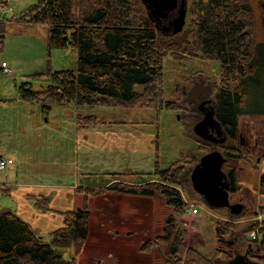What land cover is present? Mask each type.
Segmentation results:
<instances>
[{"label": "rangeland", "instance_id": "obj_1", "mask_svg": "<svg viewBox=\"0 0 264 264\" xmlns=\"http://www.w3.org/2000/svg\"><path fill=\"white\" fill-rule=\"evenodd\" d=\"M36 1L0 0V27L3 18L19 17ZM250 4L257 40L264 41V0H251ZM47 34L48 26L44 24L28 27L7 24L0 37V153L13 155L19 172L16 179L62 188L74 183L76 193L81 195L77 207L86 198L90 213L88 235L84 241L65 248V257L74 264H166L165 245L155 236L161 233L167 217L173 216L185 246L213 258L215 264L223 262L215 256L217 249H230L232 255L249 249L248 257L254 260L256 251L249 239L255 232L244 234V230L264 219V196L257 190L264 175V159L255 167L256 159L264 152V114H245L238 120L244 139L236 142L241 158L235 164L237 189L229 192V202L242 203L240 214H230L227 208L208 207L193 190L189 179L191 168L202 154L212 149L223 154V148L216 145H208L206 151L199 150L197 142L201 139L193 132L198 104L203 99L212 100L216 92L219 62L166 54L164 95L165 99L177 102L176 110L144 108L139 104L115 107L79 105L74 101H24L16 87L29 82L35 90L44 89L50 83L44 74L48 59L52 70L76 69V50L52 48L49 51ZM2 62L9 72L2 70ZM44 105L50 107L47 112L43 111ZM248 106L254 111H264V76L253 90ZM77 115L97 116L96 127L78 128ZM191 159L192 164H188ZM176 160L187 164L184 167L187 186L176 187L186 204L182 212L174 211L159 195L88 194L84 190L117 181L126 184L156 181L141 174L155 167L167 168ZM222 169L227 174L230 169L227 161ZM131 171L138 175H130ZM4 206L13 210L16 203L0 194V209ZM226 223L233 227L229 234L224 233ZM47 234L43 233L45 239ZM147 240L151 245L142 249Z\"/></svg>", "mask_w": 264, "mask_h": 264}, {"label": "trees", "instance_id": "obj_2", "mask_svg": "<svg viewBox=\"0 0 264 264\" xmlns=\"http://www.w3.org/2000/svg\"><path fill=\"white\" fill-rule=\"evenodd\" d=\"M250 1L190 0L182 30L167 37L157 32L140 0H37L19 17L3 18L0 37L7 24L23 27L44 24L48 26L49 51L72 48L77 52L75 70H52L48 59L44 74L50 83L44 89L35 90L29 82L16 87L24 101H74L79 105L115 107L139 104L144 108L176 110L179 108L177 102L165 99L164 95L163 59L166 54L218 61L219 82L212 100L215 117L227 136L226 145L222 147L223 156L230 165L227 177L231 192H235V164L241 158V149L236 144L239 116L264 114V111H254L248 106L253 90L264 76V41L257 40ZM42 108L45 112L50 109L46 105ZM97 122L95 115L76 116V125L80 129L95 128ZM197 148L209 149L202 141L197 142ZM263 159L264 152L256 159L255 167ZM192 162L193 159L187 163ZM185 165L176 160L167 168L155 167L153 171L141 174L156 181L134 184L117 181L84 190L88 194L159 195L174 211L182 212L186 204L176 187L187 186ZM129 174L138 175L132 171ZM257 190L264 196V175L260 177ZM9 192V188L0 186L1 195L9 196ZM26 198L37 211L51 210L50 199L45 195H27ZM59 213L61 225L49 231L45 239L15 210H1L0 264H74L72 259L65 257L64 250L74 242L84 241L88 235L90 213L86 198L83 197L81 207ZM232 228L231 223H226L224 233L229 234ZM248 232H255L249 239L256 251L253 261L264 264V219L248 226L244 234ZM155 239L165 245L166 264H215L213 258L185 246L173 216L167 217ZM150 245L147 240L142 249ZM230 251L217 249L215 256L221 257V264H224L233 256Z\"/></svg>", "mask_w": 264, "mask_h": 264}, {"label": "water", "instance_id": "obj_3", "mask_svg": "<svg viewBox=\"0 0 264 264\" xmlns=\"http://www.w3.org/2000/svg\"><path fill=\"white\" fill-rule=\"evenodd\" d=\"M146 9V14L151 21L164 18L174 5L175 0H140ZM187 3L182 4L179 14L169 26H161L155 22V28L162 35H174L180 32L186 21ZM173 25L171 28L170 25ZM214 110L211 109L206 118L197 122L193 126V132L202 140H211L216 144L225 141L221 124L213 117ZM214 130L212 135L210 129ZM226 157L217 150L212 149L202 154L199 160L190 170L189 179L193 190L199 194L204 203L210 208H227L230 214L238 215L243 210V205L239 202H229V192H231L227 174L223 171V164ZM224 264H259L248 257V253H235L232 258Z\"/></svg>", "mask_w": 264, "mask_h": 264}, {"label": "crops", "instance_id": "obj_4", "mask_svg": "<svg viewBox=\"0 0 264 264\" xmlns=\"http://www.w3.org/2000/svg\"><path fill=\"white\" fill-rule=\"evenodd\" d=\"M0 157H7L12 161L9 166L10 168L0 177V186L9 188V197L16 203V208L13 210H15L23 220L29 223L35 233L43 235V233L49 232L60 226L62 217L59 215V212L79 206L81 195L76 193L77 191L75 190L76 187L74 183L62 188L56 184L35 183L20 178L16 179L19 172L17 171L18 167L14 166L16 163L13 155L10 153H0ZM27 195H45L49 197L51 210L47 212L35 210L31 202L27 200ZM62 201L67 204L65 207H59L60 205L56 204V202L63 203ZM3 209L11 208L4 206L0 211Z\"/></svg>", "mask_w": 264, "mask_h": 264}, {"label": "flooded vegetation", "instance_id": "obj_5", "mask_svg": "<svg viewBox=\"0 0 264 264\" xmlns=\"http://www.w3.org/2000/svg\"><path fill=\"white\" fill-rule=\"evenodd\" d=\"M184 1H186V3H188L187 0H175V5H174V7H173L170 11L167 12V14H166V16H165L164 18H160V19H157L156 21H152L153 24H154V26H155V22L158 24L159 27H161V26H163V25H165V26H169V22L172 21V20H173L175 17H177V15L179 14V11H180V9H182V4H183ZM170 27L172 28L173 25L171 24ZM155 29H156V28H155ZM159 31H160V30H159ZM195 91H196V89H195ZM198 93H199V92H198ZM191 102L194 103L193 101H191ZM197 109H198V114L195 115V117H196V121H195V123L200 122V121H202L204 118H206L207 114L209 113V111H210L211 109L214 110V102H213V100H210V99H203V100L198 104ZM213 117L216 119V117H215V112H214V114H213ZM216 120H217V119H216ZM217 121H218V120H217ZM218 122H219V121H218ZM209 129H210L211 134H212V135H215L214 130H212L211 128H209ZM223 132H224V130H223ZM223 136L225 137V141H224L222 144H216V143H214L213 141H211V140H207V139L202 140V142H204V143L207 144V145H213V146L216 145V146L223 147V146L226 145V140H227V136H226L225 132H224ZM243 139H244V138H242V134H240V128H239L238 139H237V141L242 142ZM248 141H250V140H248ZM255 143H256V140H255ZM255 143H254V144H255ZM245 144H247V143H245ZM254 144H253V146L255 147ZM248 145L251 146V144H248ZM241 204H242V203H241ZM248 251H249V249L246 250V252H248Z\"/></svg>", "mask_w": 264, "mask_h": 264}, {"label": "built area", "instance_id": "obj_6", "mask_svg": "<svg viewBox=\"0 0 264 264\" xmlns=\"http://www.w3.org/2000/svg\"><path fill=\"white\" fill-rule=\"evenodd\" d=\"M1 67H2V70L4 72H9L10 70L7 69V65L5 64V62H2L1 63ZM12 161L10 158H7V157H0V173L6 168L7 165L11 164Z\"/></svg>", "mask_w": 264, "mask_h": 264}]
</instances>
